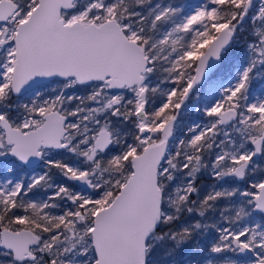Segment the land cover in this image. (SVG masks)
Wrapping results in <instances>:
<instances>
[{
    "label": "snow or ice",
    "instance_id": "obj_1",
    "mask_svg": "<svg viewBox=\"0 0 264 264\" xmlns=\"http://www.w3.org/2000/svg\"><path fill=\"white\" fill-rule=\"evenodd\" d=\"M0 264H264V0H0Z\"/></svg>",
    "mask_w": 264,
    "mask_h": 264
},
{
    "label": "rangeland",
    "instance_id": "obj_2",
    "mask_svg": "<svg viewBox=\"0 0 264 264\" xmlns=\"http://www.w3.org/2000/svg\"><path fill=\"white\" fill-rule=\"evenodd\" d=\"M179 2L184 3V4H188V5H196V4L202 3L203 0H194L193 1V4H190L187 0H179ZM256 2L258 4L259 3V0H256ZM227 71H228L227 67L222 68L220 70V72L217 73V75H225L226 76L227 75ZM252 87L255 90L258 87V85L256 83H254Z\"/></svg>",
    "mask_w": 264,
    "mask_h": 264
},
{
    "label": "trees",
    "instance_id": "obj_3",
    "mask_svg": "<svg viewBox=\"0 0 264 264\" xmlns=\"http://www.w3.org/2000/svg\"><path fill=\"white\" fill-rule=\"evenodd\" d=\"M190 4H193L194 0H187Z\"/></svg>",
    "mask_w": 264,
    "mask_h": 264
}]
</instances>
